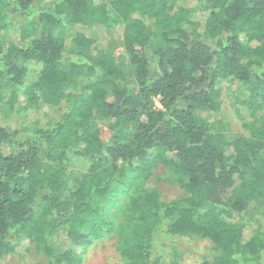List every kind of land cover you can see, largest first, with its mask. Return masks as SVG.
<instances>
[{"label":"trees","instance_id":"trees-1","mask_svg":"<svg viewBox=\"0 0 264 264\" xmlns=\"http://www.w3.org/2000/svg\"><path fill=\"white\" fill-rule=\"evenodd\" d=\"M157 164L182 194L130 188L123 264H264V0H0V261L80 264L94 206ZM186 236L216 254L167 246Z\"/></svg>","mask_w":264,"mask_h":264},{"label":"rangeland","instance_id":"rangeland-1","mask_svg":"<svg viewBox=\"0 0 264 264\" xmlns=\"http://www.w3.org/2000/svg\"><path fill=\"white\" fill-rule=\"evenodd\" d=\"M116 46L114 52L118 57L119 63L126 62V54L124 53L118 39L113 37L107 40L103 48L106 46ZM155 106L159 107V102L154 101ZM231 101L226 98L223 110L226 115L228 132L236 133L241 128V122L235 116V109L232 108ZM63 113V109L55 110L42 109L38 117L42 123L57 120ZM86 168V163L70 159L68 169L75 175H80ZM134 188L137 192L146 189H155L160 195L163 203H168L181 196L182 191L178 183L174 180L172 173L167 167L161 164L153 166L147 179L143 180L139 173H133L131 180H127L118 185L105 199L99 200L94 206L93 212L89 220V228L96 229V232L90 234L91 245L84 248H76L77 256L80 264H123L118 251L117 230L118 227L125 222V204L127 199L132 195L130 188ZM134 197V196H133ZM251 211L257 221H260L261 208ZM171 241H167V246L171 249H177L186 255H194V257H213L215 248L212 242L206 239H197L194 237H174ZM169 248V250H170ZM168 250V251H169ZM190 256V257H192ZM193 258V257H192ZM0 264H49L45 255L34 245L21 241L17 243L14 254L3 258Z\"/></svg>","mask_w":264,"mask_h":264}]
</instances>
